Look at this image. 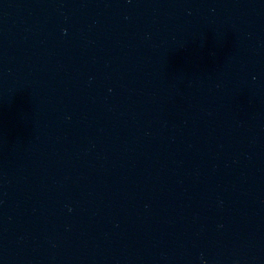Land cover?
Here are the masks:
<instances>
[{
	"label": "water",
	"instance_id": "water-1",
	"mask_svg": "<svg viewBox=\"0 0 264 264\" xmlns=\"http://www.w3.org/2000/svg\"><path fill=\"white\" fill-rule=\"evenodd\" d=\"M31 0H0V264L6 262L18 107Z\"/></svg>",
	"mask_w": 264,
	"mask_h": 264
}]
</instances>
